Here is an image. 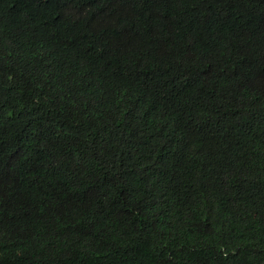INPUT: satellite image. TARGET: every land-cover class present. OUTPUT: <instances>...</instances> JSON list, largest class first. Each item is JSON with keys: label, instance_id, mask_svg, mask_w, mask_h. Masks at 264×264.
I'll return each instance as SVG.
<instances>
[{"label": "trees", "instance_id": "obj_1", "mask_svg": "<svg viewBox=\"0 0 264 264\" xmlns=\"http://www.w3.org/2000/svg\"><path fill=\"white\" fill-rule=\"evenodd\" d=\"M0 264H264V0H0Z\"/></svg>", "mask_w": 264, "mask_h": 264}]
</instances>
